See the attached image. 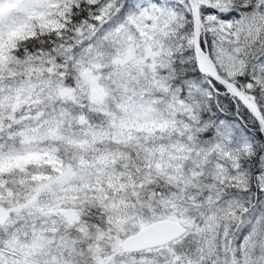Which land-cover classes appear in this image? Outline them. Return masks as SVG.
<instances>
[{"label": "snow or ice", "instance_id": "6c2138e0", "mask_svg": "<svg viewBox=\"0 0 264 264\" xmlns=\"http://www.w3.org/2000/svg\"><path fill=\"white\" fill-rule=\"evenodd\" d=\"M0 264H264V0H0Z\"/></svg>", "mask_w": 264, "mask_h": 264}]
</instances>
